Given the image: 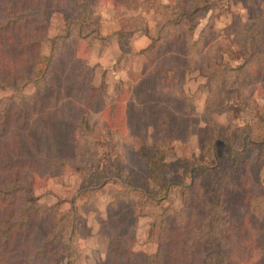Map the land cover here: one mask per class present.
I'll return each instance as SVG.
<instances>
[{"label": "trees", "instance_id": "1", "mask_svg": "<svg viewBox=\"0 0 264 264\" xmlns=\"http://www.w3.org/2000/svg\"><path fill=\"white\" fill-rule=\"evenodd\" d=\"M97 1L0 2V87L18 89L25 82L39 79L31 95L0 98V126L4 134L11 133L0 145V201L7 203L0 211V264H37L46 256V264H53L60 242L70 243L72 218L64 222L54 206L37 201L32 195V181L44 167L74 160L81 150L75 141V128H81L83 114L89 109L106 107L102 89L92 83L93 67L76 55L72 46V42L82 38L104 44L108 41L109 36L97 27L84 30L82 19H88L89 8H94ZM114 1L135 5L129 0ZM214 1L176 0L165 4L168 15L153 30L143 23L119 32L118 38H122L142 28L149 36L150 42L138 50L148 56L146 61L155 64L145 78L183 67L198 68L206 77L209 97L198 137L214 160H194L188 166L184 158L166 161L164 147L173 140V105L180 103L188 133L193 123L189 103L194 95L177 96L170 88L163 90L157 96L151 141L138 150L128 149L127 154L143 177L158 185L179 186L183 206L175 209L165 205L154 210L150 234L156 238L158 248L153 253L134 251L126 236L136 216L131 205L137 206L122 200L119 192L108 203V209L112 207V212L108 210L112 231L105 264H233V245H237L241 264L246 251L261 243L263 237L255 230L264 227V190L258 177L259 168L264 167V112L257 111L238 132L213 119L211 114L223 110L218 104L223 103L221 96L230 79L240 80V87L251 82L264 83V28L256 22L240 28L239 35L236 31V43L247 53L240 64L231 65L222 57V65L207 64L201 52L212 39L210 25L206 23L194 38L196 22L190 20L199 11L213 8ZM53 11L64 14L66 30L53 37L50 51L44 55L41 44L48 38V18ZM75 25L77 28H73ZM177 43L182 49H176ZM110 102L112 119L116 120L125 105L117 98ZM130 118L132 126L138 127L135 117ZM57 125L71 127V132L62 134L56 130ZM218 140L226 148L223 161L214 151ZM177 162L185 167L188 181L165 173ZM108 178L102 177L94 187ZM133 178L128 176L127 183H132ZM143 188L154 198L146 184ZM32 238L36 240L30 245Z\"/></svg>", "mask_w": 264, "mask_h": 264}, {"label": "rangeland", "instance_id": "2", "mask_svg": "<svg viewBox=\"0 0 264 264\" xmlns=\"http://www.w3.org/2000/svg\"><path fill=\"white\" fill-rule=\"evenodd\" d=\"M175 1L129 0V3L135 5L128 6L117 4L114 0H98L94 8L88 5L90 16L87 20L82 19L84 30L97 27L102 34L109 36L108 41L104 44L82 38L72 42V46L76 55L84 58L93 67L92 83L102 89L106 107L103 110L89 109L83 114L81 128H75V141L81 149L76 158L53 167H44L34 175L32 181L31 191L37 201L54 206L57 216L63 215L64 222L70 218L73 220L70 243L66 245L60 242L59 248L55 249L53 264L106 263L110 244L109 232L112 231L108 216V210L112 212V207L108 209V203L119 192L122 193V200L126 199L137 206L133 208L135 205H131L136 216L126 236L130 248L145 253L157 250V240L150 234L154 210H159L165 205H171L175 209L181 208V188L177 185H158L143 177L144 174L138 169L135 161L128 158L127 150H138L143 144L151 141V130L157 117V96L163 90L170 88L177 96L182 93L194 95L193 101L189 103L193 123L188 133L185 131L186 119L180 110V103L176 101L173 105V140L170 145L164 147L166 161L184 158L188 166L194 160H214L209 154V149L198 137V129L204 124V106L209 97L206 77L198 68L183 67L168 70L165 74L161 71L162 76L145 78L144 75L155 64L146 61L148 56L138 50L150 42L149 36L140 28L130 35L118 38L121 29L128 30L135 24L144 23L153 30L155 25L161 23L168 15L165 4ZM214 2L213 8L199 11L195 18L190 20L192 23L196 22L193 36L198 37L202 27L209 23L212 39L202 50V59L209 65H222V57L231 65H238L243 62L247 53L236 43V31L238 33L240 28L252 26L256 22L264 28V0ZM73 28H77V25ZM65 30L64 14L53 11L48 18V38L41 44V52L44 55L49 53L53 37L64 33ZM176 45V49H182L180 43ZM239 81L230 79L225 84L224 94L221 96L223 103L218 104L223 110L211 114L213 119L226 127L229 126L235 132H238L244 123L251 121L257 111L264 112V83L251 82L240 87ZM38 82L39 79L30 80L18 89L10 86L0 87V98L12 94L31 95L35 92ZM116 98L124 103L125 108L123 113L113 120L110 101ZM130 115L138 121V127L132 126ZM144 127L146 131H143ZM56 130L66 135L71 132V127L57 125ZM10 136L11 133L4 134L0 126V145ZM214 151L220 160L226 159V148L220 140L215 143ZM119 170H122V174H118ZM258 172L260 185L264 190V167L259 168ZM165 173L173 178L189 180L181 162L168 168ZM130 175L134 178L132 183L128 184ZM104 176L109 178L94 187ZM145 184L152 191L154 198L148 196L144 190ZM6 204L0 201V211ZM255 232L263 237L261 243L246 251L241 264H247L248 261L264 264V227L256 228ZM35 240L36 238L30 239V245H33ZM25 243L28 245V242ZM237 252V245H233V264H240L238 256L241 255ZM47 259L48 256L37 264H46Z\"/></svg>", "mask_w": 264, "mask_h": 264}, {"label": "crops", "instance_id": "3", "mask_svg": "<svg viewBox=\"0 0 264 264\" xmlns=\"http://www.w3.org/2000/svg\"><path fill=\"white\" fill-rule=\"evenodd\" d=\"M105 35V33H103Z\"/></svg>", "mask_w": 264, "mask_h": 264}]
</instances>
